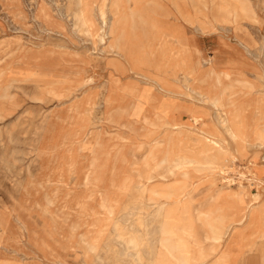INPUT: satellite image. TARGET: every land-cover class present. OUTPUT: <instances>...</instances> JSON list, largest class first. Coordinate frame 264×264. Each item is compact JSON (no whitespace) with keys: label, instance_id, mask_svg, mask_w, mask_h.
I'll return each mask as SVG.
<instances>
[{"label":"rangeland","instance_id":"374dc122","mask_svg":"<svg viewBox=\"0 0 264 264\" xmlns=\"http://www.w3.org/2000/svg\"><path fill=\"white\" fill-rule=\"evenodd\" d=\"M217 2L0 0V264L225 254L165 210L264 264V0Z\"/></svg>","mask_w":264,"mask_h":264},{"label":"crops","instance_id":"0c3cea01","mask_svg":"<svg viewBox=\"0 0 264 264\" xmlns=\"http://www.w3.org/2000/svg\"><path fill=\"white\" fill-rule=\"evenodd\" d=\"M0 32H3V30H1V26H0ZM242 221H241V223H242ZM225 222H228V221L225 220ZM183 233H186V234H183ZM201 233L202 234H200L196 231H189V230L187 232H181L182 235H185L182 237L189 239L190 243L191 244L193 243L192 247H194V248H197V245H199L198 239H200V238H203L205 240L211 239V241H209V242L215 243V242H217L216 240L219 239V242H220L221 239L227 238L229 236L231 238V240L225 242V244H224L225 245V248H224L225 249V252H224L225 257L223 258V260L221 258H219L220 260L218 258H215L214 261L211 262L210 264H213V263L214 264H219V263L220 264H232L233 259L235 261V264H242V262H240V256L243 253V248H244V235H245V233H249L248 231L245 232V230H242V229L234 231V232H228V231H223V230H210L209 232L204 231V233L203 232H201ZM252 233H256V232H252ZM257 233H259V232H257ZM225 236H227V237H225ZM210 245H212V244L210 243ZM213 246H214V244L210 248H208V250L214 252L215 248ZM198 248H199V246H198ZM207 251H204V252L208 253ZM228 252H235V254H236L235 258H233V256H231V254H229ZM206 255L207 254H205V256ZM193 259H194V261H198L201 258H199V255H198L197 257H194ZM203 262H205V264L209 263V261H204V260H203Z\"/></svg>","mask_w":264,"mask_h":264},{"label":"bare ground","instance_id":"6f19581e","mask_svg":"<svg viewBox=\"0 0 264 264\" xmlns=\"http://www.w3.org/2000/svg\"><path fill=\"white\" fill-rule=\"evenodd\" d=\"M8 1V0H7ZM239 1V0H238ZM5 2V1H3ZM118 2V1H117ZM219 2V0H218ZM217 2V3H218ZM112 3V2H111ZM220 4V3H219ZM246 7V6H245ZM248 8V7H247ZM216 9V8H215ZM214 9V10H215ZM219 9V8H218ZM220 10V9H219ZM247 10V9H246ZM218 11V10H217ZM115 16V15H114ZM103 19V18H102ZM123 23V22H122ZM215 30V29H214ZM105 36V35H104ZM257 56V55H256ZM264 63V62H263ZM214 72V71H213ZM214 74V73H213ZM228 76V74H226ZM215 77V76H214ZM223 78V77H222ZM227 79V78H226ZM263 79V78H262ZM218 83V82H217ZM149 98H147L148 100ZM200 99V98H199ZM210 102L215 105V103L217 102V100H213L212 98L209 99ZM215 101V102H214ZM254 104V103H253ZM156 110V108H155ZM236 110V109H235ZM234 111V110H233ZM166 112V111H165ZM264 114V113H263ZM262 114V116H263ZM261 115V114H260ZM238 117V116H237ZM240 117V116H239ZM263 121V120H262ZM167 124L171 125L169 122H167ZM242 124V123H241ZM230 125V124H229ZM240 126V125H239ZM35 131V130H34ZM192 134V133H191ZM198 135V134H197ZM263 138V136H261ZM245 136H244V140H245ZM240 140V139H239ZM210 144H213V141L207 140ZM182 152H178V154L175 155V158L172 160H168L164 159L161 164H165L167 163V167L173 171L177 170L179 171L180 169H184V165L186 166H191L193 165L191 161H184L183 159V154H181ZM205 154V153H204ZM201 164V163H200ZM158 166V165H157ZM203 169V168H202ZM150 179V178H149ZM258 182L260 183H264V179H257ZM90 186V185H89ZM240 196V195H239ZM250 201L246 204L245 209L246 208H250L254 206V203H252L253 201H256L258 199H260V194H254L251 196V198H249ZM85 208V207H84ZM182 210V209H181ZM178 210H173L172 212H167L166 210L164 211V225H162V230L163 232H171V231H180V232H187L188 230H192V227L190 225V220L189 221H181L182 219L180 218V216L177 214ZM184 211V210H183ZM249 211V210H248ZM250 215H252V213H250ZM152 218V217H151ZM223 222V221H222ZM208 227H210V229H213V227L210 226V224H208ZM132 228V227H131ZM217 230V229H216ZM209 232V231H208ZM178 234V233H177ZM186 234V233H183ZM169 235V234H168ZM252 235V234H251ZM79 236V235H78ZM172 236V235H171ZM245 237V236H244ZM182 240V239H180ZM219 241V240H218ZM185 242V241H184ZM249 242V240H248ZM130 243L134 246H136V244L138 245L137 241L134 240H130ZM193 244V243H192ZM196 244V243H195ZM250 244V242H249ZM186 247V246H185ZM176 248V247H175ZM145 252V251H144ZM153 254V253H152ZM132 255V254H131ZM209 255V254H208ZM225 257V255L223 254V256L219 257L223 260V258ZM148 258V257H147ZM201 258V257H200ZM152 259H154V257H152ZM182 259V258H181ZM220 260V259H219ZM238 260V259H237ZM200 261V259H199ZM217 261V260H216ZM226 261V260H225ZM201 263V262H200ZM214 264V263H213ZM220 264V263H219Z\"/></svg>","mask_w":264,"mask_h":264}]
</instances>
